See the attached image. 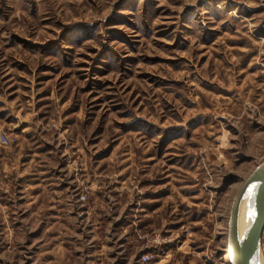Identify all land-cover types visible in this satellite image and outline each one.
I'll list each match as a JSON object with an SVG mask.
<instances>
[{"label": "rangeland", "instance_id": "rangeland-1", "mask_svg": "<svg viewBox=\"0 0 264 264\" xmlns=\"http://www.w3.org/2000/svg\"><path fill=\"white\" fill-rule=\"evenodd\" d=\"M0 134V264H231L264 0H0Z\"/></svg>", "mask_w": 264, "mask_h": 264}, {"label": "water", "instance_id": "water-1", "mask_svg": "<svg viewBox=\"0 0 264 264\" xmlns=\"http://www.w3.org/2000/svg\"><path fill=\"white\" fill-rule=\"evenodd\" d=\"M244 204L246 226L238 232V214ZM264 229V160L240 184L230 208L227 246L231 264H261L260 248Z\"/></svg>", "mask_w": 264, "mask_h": 264}, {"label": "bare ground", "instance_id": "bare-ground-1", "mask_svg": "<svg viewBox=\"0 0 264 264\" xmlns=\"http://www.w3.org/2000/svg\"><path fill=\"white\" fill-rule=\"evenodd\" d=\"M247 222L245 219V215H244V204H241L240 210H239V214H238V221H237V226H238V232L239 234H241L244 230V227L246 226ZM229 260H230V249L227 246V250H226Z\"/></svg>", "mask_w": 264, "mask_h": 264}, {"label": "built area", "instance_id": "built-area-1", "mask_svg": "<svg viewBox=\"0 0 264 264\" xmlns=\"http://www.w3.org/2000/svg\"><path fill=\"white\" fill-rule=\"evenodd\" d=\"M7 142H8L7 136H6L5 134H0V144H1V145H5V144H7ZM80 198L84 199V196L81 195ZM148 260H149V255L146 254V253H145V254H141V255L139 256V261H140L141 263H145V262H147Z\"/></svg>", "mask_w": 264, "mask_h": 264}]
</instances>
